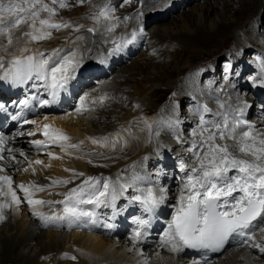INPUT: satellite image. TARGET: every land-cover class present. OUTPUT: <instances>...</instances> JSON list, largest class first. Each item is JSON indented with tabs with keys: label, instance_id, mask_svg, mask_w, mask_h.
<instances>
[{
	"label": "snow or ice",
	"instance_id": "6c2138e0",
	"mask_svg": "<svg viewBox=\"0 0 264 264\" xmlns=\"http://www.w3.org/2000/svg\"><path fill=\"white\" fill-rule=\"evenodd\" d=\"M52 4L59 2V7L67 5L64 0H51ZM83 3V0H80ZM41 12H47L48 18H40ZM55 9L44 3V0H0V36L7 38V45L4 51L13 44L14 30H18L21 25L27 24L29 31L24 36L30 41H40L50 37L49 29L59 30L61 27H68L66 23H55L52 17ZM111 21L115 19L111 16V9L105 5L97 16ZM38 25V26H37ZM115 27L110 24L108 31ZM92 31V29H89ZM135 33H133V39ZM121 45H117L112 51L120 50ZM21 54L11 56L5 63L0 57V81H8L13 85H24L35 79L41 81L45 91L51 99H41V107L50 103H55L61 93L68 92L69 86L77 78V71L80 62L74 57H60V50H54L48 56L44 53L35 55L28 53V48L20 49ZM37 85H33L36 87ZM32 99H37L33 96ZM103 97H101V100ZM87 97H80L81 107L76 108L79 114L87 110L85 103ZM95 103V101H93ZM29 105V99L18 101L20 111L11 116L13 121H21L23 124H33L36 131H40V125L36 120H29L24 117V109ZM223 107V106H222ZM247 105L238 108L236 113L225 114L219 121L206 120L200 115L199 124L193 129L192 136L196 137L191 141L188 148L189 153L194 157L195 166L189 167L183 160L178 167L185 173L182 178L181 194L177 201V206L171 221L167 224L162 236L160 246L167 248L171 252L180 253L185 248L189 249H209L219 250L230 237H245V243L253 241L254 248L264 253V245L255 243L252 233L264 224V132H261L253 125L246 124L237 117L243 115ZM5 106L0 104V111ZM203 113L211 111L207 106L202 109ZM231 116V119H230ZM47 119V117H45ZM49 125L43 126L44 141L33 140L31 143L37 148L46 147L49 144H58L64 148V141L70 138L59 129L49 130ZM36 132H27L28 136H35ZM23 131H17L13 136H6L0 131V172L5 171V165L15 161V151L9 147L10 141L16 136H23ZM93 144L106 146L108 138L100 140L90 138ZM178 141L180 137H177ZM231 140L229 144L226 141ZM118 138L111 141V147L115 148ZM83 141L77 144H68L66 147L80 149ZM24 156L23 151L19 152ZM48 155L52 158V153ZM31 167V161H27ZM91 162V161H89ZM36 164L42 163L40 160ZM28 169L25 168L24 171ZM33 171H35L33 169ZM231 173V174H230ZM74 175L83 176V173ZM143 178L134 174L129 181L124 183H114L108 178L88 177L77 188L71 189L65 194V199L59 201L63 205L62 215H53L45 218L42 213L35 211L34 215L48 221L67 220L72 223L82 217H88L94 221L95 212L87 211L81 205H92L93 208L100 206H114L118 195H122L128 188H134V193L130 200L139 203L145 213L151 214L167 200L168 189L164 187L139 188L138 181ZM54 184H67L70 181H54ZM8 191L4 192V186ZM34 191H44V188L35 184L30 185ZM29 187L21 184L19 188L24 192L29 205L35 209L37 205L51 203L43 200H33L34 192L29 191ZM139 193V194H136ZM0 195L11 196L12 203L19 204L20 199L13 190L12 178L8 175H0ZM6 203H0V210L7 207ZM3 215L0 214V220ZM137 229L131 236L133 245L140 243L145 236V229L150 226L151 221L145 218H136ZM111 227V225H109ZM264 232V228H259ZM143 253H141L142 255ZM147 264V260H145ZM193 264H197L193 261Z\"/></svg>",
	"mask_w": 264,
	"mask_h": 264
},
{
	"label": "bare ground",
	"instance_id": "6f19581e",
	"mask_svg": "<svg viewBox=\"0 0 264 264\" xmlns=\"http://www.w3.org/2000/svg\"><path fill=\"white\" fill-rule=\"evenodd\" d=\"M183 1L184 3L181 4ZM189 1L190 0H153L152 3H156V5L146 7L147 11L145 12L150 14L151 12L160 11V14L156 15L155 18H150L152 21H160L165 18V14L161 13L164 9H168V12H166V14H168L173 8H176V6H182L187 4ZM209 1L193 7V9H195V14L193 15L183 12L181 18H179V26L174 24V21V23L170 22V24L175 25V27L171 25L169 26L168 24V27L165 28L159 26L157 23V25L152 24L151 27H155V29L150 40H154L153 47L157 48V52L149 59L141 60L137 57L134 58L130 64L125 65L120 64L118 60L112 61L113 65H119L114 71L109 70L112 80H114L113 84L116 85L115 83L118 81L119 86H125L124 89L131 90L133 88L132 94L120 91L122 96H125L122 103H125L127 100L124 107L122 105L118 106L119 104L112 102V100H108L106 107L98 109L97 118L95 117V114L92 116L94 117L92 118L94 121H88L86 120L87 118L84 119V116L86 115L53 116L55 124L63 126L74 135H79L87 145L92 143L90 138L96 139L97 137H100L97 139L100 140L107 137L108 144L106 146L111 147V141L118 138L115 149H113V155H111L108 159L102 160L104 166L106 165L109 170L113 169V172H115L117 168L124 167L131 162L133 164L137 163L138 159H144V151L148 150L150 132L157 118V112H155V110L158 107L160 98L159 92L161 91V87L164 86L165 88H173L177 77L182 74V70L186 67L188 68V65L190 67V61L197 56V54L200 55L203 49H208L209 51L211 50V53L224 50L226 41H223L228 38V41L231 39L233 40V44L237 47V49L244 48L245 45L243 44L242 37L244 36L245 39H249L253 30L252 23H249L248 26L246 24L243 26L245 21L248 22L249 19L253 20L257 23L258 30L264 32V25H261L264 21V0H214L213 4H210ZM171 5L174 6L170 7ZM235 5H239V7L237 8ZM230 9L233 10V13H235L234 15L229 13ZM253 12L255 14H252ZM211 13L212 16H210ZM251 14L252 16L250 17ZM188 15L190 16L189 21L185 19ZM231 16L234 19H232ZM133 21L138 22V18L134 17ZM127 22L133 24L132 21ZM240 27L244 28V31H239L238 29H240ZM158 29H162L161 34H163L165 38L156 36L157 32H159ZM29 30L30 29L28 28L27 30L17 33L18 38L13 41V44L10 47H8L4 56L5 63L11 59L13 54L20 55V49L25 47L29 49L28 53H24L25 55H35L43 53L46 50H49L52 53L54 50H61V46L63 44L67 45L68 38H64L66 35H56L53 29L48 30L51 32L49 38L40 41H30L29 37L24 36V33ZM112 38L113 34H109L106 37L107 40ZM62 39H65V41L59 42ZM6 45V39L4 41V38L0 37V49L4 48ZM198 46L202 47L201 51L195 50V47ZM65 51L59 53V56L64 57V54L67 55L70 53L69 50ZM249 52V50H246V53ZM221 58L225 59V56H219L218 60ZM210 63H212V61ZM246 63L247 65H244L245 68L242 73V76L244 77L248 76L253 68L252 62L247 61ZM172 66H174V68H171ZM230 85L231 84L227 85L223 90H221V92H226L233 102L236 103L238 101L239 104H242L243 100L237 99L235 96L237 91L234 92V94L230 92ZM185 89L186 83L179 87V93H184ZM111 90H114L112 93H120L116 88H111ZM240 90L245 91L246 97L248 98L253 96V92L247 90L245 87ZM116 98H118V96ZM178 98H180L178 100V104L181 109V114L184 115L187 113L186 106L191 99L188 97ZM261 104L264 106V100ZM109 106H111L110 109L108 108ZM208 106H210V112H212L210 117L216 121L221 120L225 114L234 113L228 105L223 104L220 101H215L214 99L208 100ZM129 109H131V111ZM131 115L133 116L130 117ZM136 115H139L141 124L145 128L147 138L145 142H141L133 133V129L131 128L136 121ZM200 115H203L205 119L208 117V115L203 113L202 110L197 113L199 118ZM113 116H116L115 119L121 120H126L130 117L125 122L127 126L112 127L114 124H111V121H108L107 119ZM237 118L239 119V117ZM103 123H107L109 125L104 124L103 126ZM185 126L186 128L188 127V125ZM162 130L165 134L174 132V128L165 123L162 125ZM110 132L113 134L110 135ZM93 133H97V135H93ZM98 145L99 147L101 146L100 144ZM104 147L105 146H102V148ZM76 152L77 154L74 158L70 159L72 168L74 167L77 172H81L82 170L86 171L88 169V164L83 158L82 153H92V151L84 149V151L76 150ZM26 154L28 156L31 152L27 151ZM15 157V161L10 164H6L5 171L0 172V175L13 177L15 172L17 173L16 169L24 167L28 164L24 157L19 156V152L17 151H15ZM60 163V161L57 162L58 167L56 170L58 172L61 171ZM0 164H5V162L0 161ZM34 168L40 170L41 166L34 164ZM109 170H107V172L110 173L111 178L115 183L126 182L121 174L115 176ZM29 176L30 175L25 174V178ZM67 186L68 185H65V187ZM63 187L64 186H60L58 184L54 186V189H61L62 192H64L65 187ZM13 190L16 192L14 188ZM7 191L8 189L5 185L4 192ZM46 193V191L43 193H34L32 195V199L42 200L43 194L45 195ZM16 195L17 197L19 196L17 192ZM8 196L11 199V196ZM23 196V200L26 202L25 206H28L31 209L33 206L28 204L25 194ZM5 197L6 196H3L4 199ZM11 205V210L5 209L0 213L3 215V219L0 220V264H48L49 261L47 260L39 262V257L41 255H48L52 251L59 250L61 248L70 250L71 247L68 244L69 242L79 248V251L82 254L80 264H91L94 254H98L102 258L108 260L114 258L127 260L130 256H132L130 253L127 254V248H130L129 243L131 244V238H128L126 235H122V237L116 241L115 238L106 239L89 233H80L81 228L79 225L81 220H84V217L73 221L72 232L65 237L54 229L57 221H48L41 218L47 227L44 230L38 229L36 223L31 222L25 215V209L21 208V206L19 207V204L17 205L12 203V201ZM49 205V203L43 205L46 207L42 213L45 218L57 215L55 211H50L47 208ZM39 207H42V205H37L35 206V209L34 207L32 209L36 210ZM33 241L34 243L32 244ZM142 249H145L146 253L144 255H139L138 250H135V257L141 262L147 260V264H167L168 261L174 262L173 264H193L187 259L177 261V258L159 253L157 249ZM161 250L164 251L163 248ZM223 255L224 258L219 260V264H250L245 260V257H250L257 261H264L263 258L255 257L250 252L243 251L241 249L231 250ZM53 264H64V261L55 262Z\"/></svg>",
	"mask_w": 264,
	"mask_h": 264
},
{
	"label": "rangeland",
	"instance_id": "374dc122",
	"mask_svg": "<svg viewBox=\"0 0 264 264\" xmlns=\"http://www.w3.org/2000/svg\"><path fill=\"white\" fill-rule=\"evenodd\" d=\"M50 3H47L48 5H51L52 4V2H51V0H48ZM209 0H190L187 4H184V5H182V6H176V8H173L171 11H170V13H168V14H166L165 15V18L163 19V20H160V21H157V20H155V21H152V19H150V18H155V16L156 15H158V14H160V11H156V12H151L150 14H148L147 12H145V11H147V8H145L144 9V15L142 16L138 11H135V10H133V5L136 3V1L135 0H126L123 4H122V6H121V9H123L124 11H127V10H130L129 11V13L128 14H123V16L122 17H119V21H124L126 24H129L127 21H132L133 22V24H136V25H140V26H142V27H144V29L145 28H147V24L149 25L148 26V28L151 30V32L153 33L154 32V29H155V27H151L152 26V24L153 25H157V24H159V26H162V27H168V24H169V26L171 25L170 24V22H173L174 24H177L178 26L180 25V19L179 18H181V15H182V13L183 12H185V13H187V14H191V15H193V14H195V9H193V7H195L196 5H201V4H203L204 2H208ZM213 2H214V0H210L209 1V3L210 4H213ZM184 3V1L181 3V4H183ZM215 4V3H214ZM105 5H107L108 7H109V5L107 4V2H105L104 3V7H105ZM178 5V4H177ZM174 5H171L170 7H173ZM234 6V5H233ZM235 7H239V5H235ZM234 8V7H233ZM217 9H219V8H217ZM80 10V9H79ZM111 11H112V9H111ZM168 12V11H167ZM229 13L231 14V15H234L235 13H233V10L232 9H230V11H229ZM228 13V14H229ZM252 14H255L254 12L252 13ZM252 14L250 15V17L252 16ZM210 16H212V13L210 14ZM134 17H137L138 18V22H135V21H133V18ZM40 18H42V19H46V18H48V14H45L44 12H41L40 13ZM231 18L232 19H234L232 16H231ZM263 18H264V16H263ZM126 19V20H125ZM149 19V20H148ZM185 19L186 20H190V16L188 15L187 17H185ZM52 21L53 22H56L55 21V18L54 17H52ZM252 21L253 20H251V19H249L248 20V22L247 21H245L244 22V24H243V26H245V24L248 26L249 25V23H252ZM157 23V24H156ZM261 25H264V21L261 23ZM171 26H173V27H175V25H171ZM149 29H146L145 31H146V33H148L149 34V37L151 38V36H152V34H150V30ZM54 30V29H53ZM159 30V32H160V34H159V32H157V34H156V36L157 37H160V38H165V36L163 35V34H161L162 33V29L160 30V29H158ZM239 31L240 30H243L244 31V28H242V27H240V29H238ZM193 31V30H192ZM56 35H59V34H56ZM60 35H63V34H60ZM59 35V36H60ZM0 37H2V38H4L3 36H0ZM65 39H66V36L64 37ZM153 38V37H152ZM65 39H62V40H60L59 42H64L65 41ZM229 39V38H228ZM228 39H226V40H224L223 42H225L226 43V45H225V47H224V50H219L218 52H215V53H211L212 51L210 50H208V49H203V51H201L202 50V47L201 46H198V47H195V50L196 51H201V53H200V55H198L197 54V56H195L191 61H190V67H189V65H188V68L186 67V68H184L183 70H182V74L181 75H179L178 77H177V79H176V82H175V84H174V87L172 88V87H161V91L159 92V95H160V98H159V103H158V106L159 105H161V104H163V103H165L166 101H169L170 99H172V98H174V97H176V96H178V93H176V90H175V88H177V84H179V82H180V78L183 76V79H184V76L186 75V74H188L190 71H192L194 68H196V66H198L200 63H202V62H204V61H206V62H209V61H214V60H218V58H219V56H221V55H226L225 53H227V51L226 50H228L229 48V50H231V52L233 53V54H235L236 52H238V50H237V48H233V40L231 39V40H229L228 41ZM150 40V39H149ZM6 41H7V38H6ZM98 44H102L103 43V41H102V36H101V34L99 35V36H97L96 37V40H95ZM228 41V42H227ZM222 42V43H223ZM70 43V44H69ZM150 43H151V47H153V43H154V40H150ZM71 45L72 44V42L68 39V42H67V45ZM105 45H106V43H103L102 44V46H101V51H103V49L105 48ZM175 48V47H174ZM69 51H71L70 50V48H67ZM67 49H65L66 51H68ZM58 50H60V49H58ZM62 50V51H61ZM60 50V52L59 53H61V52H64L65 50H63V49H61ZM207 52H206V51ZM234 50V51H233ZM65 51V52H66ZM232 54V55H233ZM68 55V54H67ZM218 55V56H217ZM64 56H66V54H64ZM146 56H148V55H146L145 53H141V54H139L137 57H139L141 60H147V59H149L150 57H146ZM203 56V57H202ZM137 57H135V58H137ZM134 59V58H133ZM133 59L131 60V61H133ZM196 60V61H195ZM219 60H221V61H219V64H221L222 62H223V58H221V59H219ZM131 61L130 62H125V63H123L124 65L125 64H130L131 63ZM171 68H174V66H172ZM142 69H143V65H142ZM183 79H182V81H183ZM182 81H181V83H182ZM116 82V81H115ZM180 83V84H181ZM116 85H114L115 86V88L117 89V91L118 92H124V93H130V94H132V91H133V88L131 89V90H129V89H124L125 88V86H119L118 85V81L115 83ZM179 84V85H180ZM118 85V86H117ZM117 86V87H116ZM114 87H113V89H115ZM119 88H120V90H119ZM157 88H158V86H157ZM169 89V90H168ZM113 95H114V98L115 99H117L116 97V95H117V93H113ZM170 97V98H169ZM112 102H114V100H112ZM121 104H119L118 106H120ZM112 106V105H111ZM111 106H109L108 108L110 109L111 108ZM92 118H94V117H89V118H87L86 120H92V121H94V119H92ZM109 121V120H108ZM104 124L105 125H109V124H107V123H103L102 125L104 126ZM111 124H113L112 122H111ZM112 132V131H111ZM109 133L110 135H112L113 133ZM97 158H99V157H97ZM89 161H91V160H88V169H87V173H86V179L88 178V177H98V174H99V172L101 171V170H104L105 168H103V167H97V165L96 164H93L92 165V161L91 162H89ZM91 166V167H90ZM90 167V168H89ZM90 170V171H89ZM92 173V174H91ZM97 173V174H96ZM92 175V176H91ZM44 195V194H43ZM21 208H23V209H30L28 206L26 207V206H21ZM34 243V241L32 242V244ZM61 249H63V248H61ZM61 249H59V250H54V251H60ZM68 249V248H67ZM63 250H66V249H63ZM54 251H52L51 253H53ZM39 262H41L42 261V257H39ZM48 261H50V260H48ZM48 264H50V263H48ZM64 264H69L68 262H66V261H64Z\"/></svg>",
	"mask_w": 264,
	"mask_h": 264
}]
</instances>
